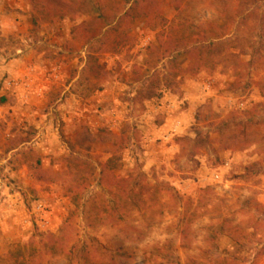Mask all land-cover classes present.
Listing matches in <instances>:
<instances>
[{"label":"rangeland","instance_id":"rangeland-1","mask_svg":"<svg viewBox=\"0 0 264 264\" xmlns=\"http://www.w3.org/2000/svg\"><path fill=\"white\" fill-rule=\"evenodd\" d=\"M59 1L0 19V264H264V0Z\"/></svg>","mask_w":264,"mask_h":264},{"label":"trees","instance_id":"trees-1","mask_svg":"<svg viewBox=\"0 0 264 264\" xmlns=\"http://www.w3.org/2000/svg\"><path fill=\"white\" fill-rule=\"evenodd\" d=\"M53 2L55 1L58 6H56V8L54 9L53 15H57V16H62L63 13L61 12L60 7L62 6V2H60L59 0H52ZM129 2H131L132 0H128ZM63 4H66L65 2H63ZM146 5H150V0H134L133 2V6L135 7H140L138 8L137 11H135V15L137 17H142L145 14L151 16V13L146 11V9H144V7H146ZM142 7V8H141ZM133 8L129 9L128 11L125 12V16L124 18H126L127 16H129L130 14L132 15L133 13ZM48 13V12H47ZM134 15V16H135ZM133 16V17H134ZM36 19H34V22L36 23ZM107 43V42H106ZM169 43V39L164 41L163 39L160 38V44L164 47H166ZM109 45V42L107 43ZM88 50V57H87V64L86 66L83 68L81 76H80V81L81 83L87 82V87H89L88 89H97V85L96 83L93 84L91 82L92 77H98V75L101 72V65L99 64V60H98V56H96L95 52ZM187 46L188 49V58L190 60V64L191 65V61L193 63V61L196 60L195 64H196V68L198 67V65H204L200 62V59L198 58L197 55H199L200 50L197 48H190ZM167 49V48H166ZM190 67L188 66V69ZM161 79H159L158 77H155L154 81L151 82L150 87L143 93V91H140V96H144L145 98H153L155 96H158L160 94H158L157 92V87L160 84ZM169 85V84H168ZM142 94V95H141ZM139 98V96H138ZM119 159V158H118ZM114 159L110 158L108 160V162L106 163V165L104 166V169L102 170V174L104 179L107 181L108 184H112V185H116L118 187H122L124 189L125 192H127L128 188H127V182L128 180L125 178H121L120 176L114 175L112 172L113 169V163ZM80 193H76L75 197H74V204L76 205V207L79 206V199H80ZM78 199V200H77ZM49 241L51 242V244H45V247L50 248L49 251L54 252L55 249L57 248H62V244L60 242H63L61 239L58 238H54L53 236H49ZM59 243V244H56ZM20 249V248H19ZM21 250V249H20ZM20 250H18L17 252L13 253V256L15 257V262L17 264H20L22 262H19V254H20ZM34 250V248H33Z\"/></svg>","mask_w":264,"mask_h":264},{"label":"crops","instance_id":"crops-1","mask_svg":"<svg viewBox=\"0 0 264 264\" xmlns=\"http://www.w3.org/2000/svg\"><path fill=\"white\" fill-rule=\"evenodd\" d=\"M5 1L6 0H0V16H1V21L3 22V16H2V13H4V14H7L8 13V10H5V7L6 6H4V4H5ZM9 2L11 3V2H15V0H9ZM2 22H0V24L2 23Z\"/></svg>","mask_w":264,"mask_h":264}]
</instances>
